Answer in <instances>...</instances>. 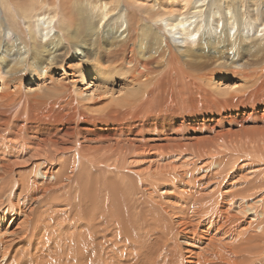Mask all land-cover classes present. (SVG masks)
Returning a JSON list of instances; mask_svg holds the SVG:
<instances>
[{
    "label": "bare ground",
    "instance_id": "6f19581e",
    "mask_svg": "<svg viewBox=\"0 0 264 264\" xmlns=\"http://www.w3.org/2000/svg\"><path fill=\"white\" fill-rule=\"evenodd\" d=\"M5 1L0 264H264V0Z\"/></svg>",
    "mask_w": 264,
    "mask_h": 264
},
{
    "label": "rangeland",
    "instance_id": "374dc122",
    "mask_svg": "<svg viewBox=\"0 0 264 264\" xmlns=\"http://www.w3.org/2000/svg\"><path fill=\"white\" fill-rule=\"evenodd\" d=\"M23 2H26V0H16L15 1V5L20 4V3L22 4ZM125 2L132 9H134L137 12L141 13V15H136V19L137 20H142L143 18H146V19L150 18L147 15L148 14V9H147L148 7H145V6L142 7V5L137 6V4H134L135 5L134 6L133 3L130 4V2H128L127 0H125ZM7 4H8L7 1L0 0V5L2 6V7H0V10H1L0 16L3 15L2 17L7 16V14H8V8H4L3 7V6H7ZM1 8H3V9H1ZM151 20L155 23V21L153 19H151ZM15 26H17L18 28H20V27L23 28L24 27V25L22 24V22H20L19 19H18V22L15 24ZM258 66H259V64H258ZM186 67H187V64H185V70L187 69ZM216 69H218V68H216ZM191 70H192L191 74L186 73V75L195 76V75H201L202 74L201 70H197V69H194V68H192ZM220 70L221 69L217 70L218 73H220ZM224 72H226V70H224ZM57 76L59 77V80L63 79L62 75L58 74ZM67 78H68L66 80L67 84L71 85V83H74V82L76 83L75 84V89H76L75 95L82 102V105L84 106V104H86V105L90 106L91 107L90 109H92V110H98L99 108H101V106H99V104H103V103L109 102V100L111 98V93L113 91H114L116 97L123 95V93L121 92L122 87H119V86H115V87H112V88H106V90H103V88H100L99 90H96L94 87H90L92 85H90V86L87 85V84H90V82L93 81V79H90V81H87L86 82L87 84L84 85V83L81 82L80 78H78V77L73 78V74L72 73L68 74ZM214 78H215V80H217V82H219V84L222 85V87H221L220 90H218L217 88H215V86L213 84H210V86L208 87L210 89V91H211L210 94H212V92L214 94L215 93H219V91L223 92L224 90L228 89L227 86L224 84V82H226L228 84H231V85L234 84V82H236V81H233L232 78L231 79H227V77L224 76V74L214 76ZM222 79L223 80L226 79V80L223 81ZM2 82L3 81H0V93L2 92L1 91ZM24 82L25 83H24L23 89H24V92H26V94H31L33 92H39L40 94L45 93L48 90V85L52 84L51 81H46L44 78H40V79L39 78H36V79L29 78V79H27ZM260 84H261V86H260ZM256 87H258V88L256 89ZM256 87L254 89L257 90V92L259 94H264V79L263 78L259 81V83H258V85ZM215 89H217L218 91L215 90ZM81 90L84 92L82 95H81L82 92L79 94V91H81ZM91 93H93V96H89ZM77 95H79L81 97H78ZM169 96H170V94H169V92H167V97H169ZM217 96H220V94L217 95ZM211 97H212V95H211ZM83 100H85V102ZM170 101L173 102L174 104H176V99H173V96L171 97ZM199 104H201V103H199ZM179 109H180V107H179ZM195 110H200V109L189 105L188 107H186V111H184V112L171 113L169 111H165V114H163L162 112H155V114H153L152 123H154L155 126H160L162 124H166L169 121L168 118L165 117V116H169V117L171 116L173 118L174 117H181L184 113H187L186 115L189 116V115H194ZM225 156H227L228 158L230 156H233L235 158L240 156L242 158L243 155L235 154V153H232V154H228L227 153V154H225ZM145 161H147V160H144L141 164H144ZM258 161H257V163L254 166L255 169L251 166L253 161H252V159H250L249 155L243 159V162H239L240 165L242 164L241 166H247V165H248L247 167L250 166V168L247 171V173H249V179L250 180L251 179L255 180L256 179V175H259L261 173L260 171H262L263 168H264L263 167L264 166V162L260 161V160H258ZM257 164H259V165H257ZM258 166H259V168H258ZM252 172H255V173L252 174ZM254 174H255V176H254ZM249 179H248L247 182L250 181ZM240 182L242 183V181H240ZM239 188H240V186H239ZM260 199H262V198L261 197H257L256 200L259 201ZM251 201H252L251 202V204H252L253 200H251Z\"/></svg>",
    "mask_w": 264,
    "mask_h": 264
}]
</instances>
